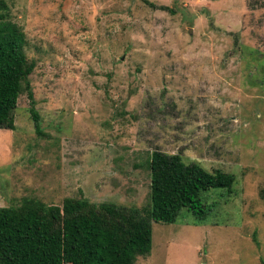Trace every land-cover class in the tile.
<instances>
[{
  "label": "rangeland",
  "instance_id": "rangeland-1",
  "mask_svg": "<svg viewBox=\"0 0 264 264\" xmlns=\"http://www.w3.org/2000/svg\"><path fill=\"white\" fill-rule=\"evenodd\" d=\"M149 1L4 0L35 62L40 133L22 92L0 128V206L142 207L149 153H181L232 189L152 222L134 264H264V0Z\"/></svg>",
  "mask_w": 264,
  "mask_h": 264
},
{
  "label": "trees",
  "instance_id": "trees-1",
  "mask_svg": "<svg viewBox=\"0 0 264 264\" xmlns=\"http://www.w3.org/2000/svg\"><path fill=\"white\" fill-rule=\"evenodd\" d=\"M5 10L0 0V128L14 129L17 100L26 92L40 133L29 80L35 62L25 53L24 31ZM146 166L149 200L142 207L71 196L60 205L24 197L18 205L0 206V264H134L150 253L152 222H174L204 192H230L235 180L232 173L186 162L181 153L153 150Z\"/></svg>",
  "mask_w": 264,
  "mask_h": 264
}]
</instances>
